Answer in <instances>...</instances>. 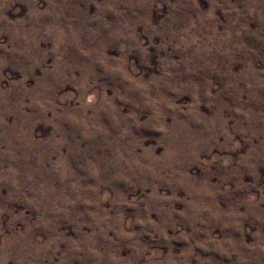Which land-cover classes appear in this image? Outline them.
Returning <instances> with one entry per match:
<instances>
[{
	"label": "rangeland",
	"instance_id": "1",
	"mask_svg": "<svg viewBox=\"0 0 264 264\" xmlns=\"http://www.w3.org/2000/svg\"><path fill=\"white\" fill-rule=\"evenodd\" d=\"M0 264H264V0H0Z\"/></svg>",
	"mask_w": 264,
	"mask_h": 264
},
{
	"label": "bare ground",
	"instance_id": "2",
	"mask_svg": "<svg viewBox=\"0 0 264 264\" xmlns=\"http://www.w3.org/2000/svg\"><path fill=\"white\" fill-rule=\"evenodd\" d=\"M59 18H60V17H59ZM51 30H52V29H51ZM62 38H63V37H62ZM146 151H147V150H146ZM128 153H129V152H128ZM131 153H132V152H131ZM152 153H153V152H152ZM143 156H144V155H143ZM141 158H142V156H141ZM144 158H145V157H144ZM143 160H144V159H143ZM134 163H135V162H134ZM137 163H138V162H137ZM139 164H141V163H139ZM142 167H143V166H142ZM139 168H140V167H139ZM139 168H138V169H139Z\"/></svg>",
	"mask_w": 264,
	"mask_h": 264
}]
</instances>
